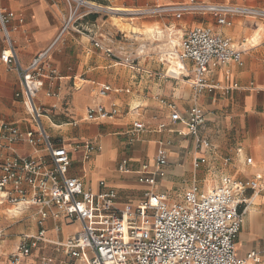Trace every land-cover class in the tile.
I'll return each instance as SVG.
<instances>
[{
	"label": "built area",
	"instance_id": "obj_1",
	"mask_svg": "<svg viewBox=\"0 0 264 264\" xmlns=\"http://www.w3.org/2000/svg\"><path fill=\"white\" fill-rule=\"evenodd\" d=\"M66 1L69 13L62 32L74 23V0ZM86 4L90 6L82 18L102 10L94 4ZM128 14L132 18L159 16L176 20L184 16H208L217 27L230 26L232 18L264 21L263 9L194 0L138 9ZM13 21L23 24L21 18L0 7V35L4 45L0 62L16 74L18 89L14 99L22 106L30 127L23 130L15 124H0V212L10 213L12 209L31 211L39 230L19 237L8 264H21L40 245L61 251L64 260L59 264H261L256 253H250L244 259H238L235 253L236 239L248 206L246 194L264 189V178L259 173L243 180L220 175L216 184L207 185L205 182L206 185L200 186L196 172L210 167L207 159L200 156L192 161L190 187L179 201L171 202L157 190L158 182L167 175L168 166L167 145L160 142L151 163H141L134 168L123 159L117 166V172L134 174L137 183L147 187L135 206H119L117 191L104 181H99L98 190L92 192L82 179L70 177L71 152L82 150V160L87 162L101 147L87 142L70 150L52 141L42 118L51 114L54 107L47 108L37 102L44 81L56 77V70L50 63L51 47L38 53L27 66H22L10 36ZM95 28L101 29L102 26ZM98 33L91 31L87 34L90 45L106 59L120 61L113 53L115 43L112 38L103 32ZM241 53V45L235 46L211 27L195 26L184 34L177 49L169 53V60L182 66L191 65L190 86L195 95L215 91L228 94L237 86L220 88L208 83L207 75L218 67L239 64ZM122 60L131 70L139 71L128 57ZM110 91V87L100 86L98 95ZM45 96L55 95L46 93ZM159 104L167 111V118L154 127L142 120L134 122L130 142L145 131H167L189 137L196 152L212 151L210 143L199 136L205 123V112L200 107L193 106L181 116L175 105L165 100H160ZM119 116L122 113L115 105L108 109L98 105L85 111L86 122L106 121ZM152 119L155 121L156 117ZM171 125L182 126L184 132L171 130ZM16 145L29 147L31 153L15 154ZM235 154L242 156L240 149ZM230 163L231 158L222 160L223 167ZM244 164L251 166L252 159L245 158ZM48 221L53 223L56 233L61 231V224L77 223L79 231L63 243H51L46 239ZM54 262L53 258H44L41 264Z\"/></svg>",
	"mask_w": 264,
	"mask_h": 264
},
{
	"label": "crops",
	"instance_id": "obj_2",
	"mask_svg": "<svg viewBox=\"0 0 264 264\" xmlns=\"http://www.w3.org/2000/svg\"><path fill=\"white\" fill-rule=\"evenodd\" d=\"M89 1L93 4L99 1L108 3L107 0ZM230 1L234 5L264 10V0ZM168 3L175 4L174 1ZM0 7L23 20L22 25L13 21L10 33L22 66H27L38 53L51 47L50 63L56 70V77L44 81L37 102L47 108L54 107L51 114L42 118V124L52 141L70 150L73 146L87 142L101 147L87 162L82 160V150L71 152L70 155L68 175L82 179L86 188L92 192L98 190L99 181H104L117 191L119 206L137 205L147 187L138 184L134 174L117 172V166L123 159L134 168L141 163H151L160 142L167 145V177L161 181V186L167 190L176 182L179 166L175 163L184 148H190L189 160L201 156L209 163L210 167L201 169L207 177L197 179L200 186L206 185L205 182L207 185L216 184L220 175L243 180L256 173L264 174V21L232 18L230 26L217 27L208 16H197L211 19L204 24L195 21L196 16H184L176 25L172 24V28H178L182 34L195 26L211 27L235 46L241 45L239 64L230 63L218 67L207 75L210 84L220 88L236 85L237 88L228 94L215 91L195 95L190 86V64L181 65L178 75L172 77L165 70L167 59L142 57L138 61L139 71L133 76L125 69L110 65L107 61L109 59L96 55L87 34L96 26L103 27L108 20H102L99 25L92 16L79 19L78 27L81 29L76 33L85 37L86 41L79 37L74 39V23L62 32L69 13L66 0H0ZM146 24L152 26L160 22ZM3 49L0 35V52ZM100 86H108L111 91L100 96ZM17 89L16 74L8 71L0 62V112L7 110L6 105L12 99L16 101L14 93ZM46 93L55 96L46 97ZM160 100L175 105L181 116H185L193 106L200 107L205 112V123L199 135L210 143L212 151L196 152L190 138L182 142L177 139L180 136L167 131H145L130 142L134 122L142 120L150 124L149 121H153L150 127H154V124L167 118V111L159 104ZM98 105L106 109L115 105L122 116L106 121L86 122V109ZM153 116L156 117L155 121ZM19 117V122L9 124H15L23 130L30 127L24 112ZM171 130L184 132L180 125H171ZM237 149L241 150V157L236 156ZM14 151L17 155L31 153V149L25 145H16ZM225 158H231L227 167L222 166ZM245 158L252 159L251 166L244 164ZM217 159L220 160L219 171L212 167V162ZM246 199L248 206L235 243L236 257L244 259L250 253H256L261 264H264V189L254 194L248 192ZM53 227L51 221L46 223L47 240L51 243H63L79 231L77 223L66 226L70 230L64 235H60L61 231L56 233ZM41 246L47 248L45 251L54 259V264L64 260L61 251L52 246Z\"/></svg>",
	"mask_w": 264,
	"mask_h": 264
},
{
	"label": "rangeland",
	"instance_id": "obj_3",
	"mask_svg": "<svg viewBox=\"0 0 264 264\" xmlns=\"http://www.w3.org/2000/svg\"><path fill=\"white\" fill-rule=\"evenodd\" d=\"M74 0V39L77 37L85 40V37L76 33L77 30L81 29L78 27L79 19H83L82 16L88 12V7L86 3H90L89 0ZM174 1L175 4L187 3L190 0H107L108 3H103L99 1V3L94 4L97 7L102 8L101 11L88 15L93 17V20H97L96 22L99 25L102 24V20H108L106 25L103 27L95 28L93 32H103V34H108L115 46L113 48V53L116 57L119 58L120 61L107 60L110 62V65L115 68L125 69L126 72H129L130 75H137V71L131 70L128 65L123 62V58L128 57L131 59L134 64L133 66H138V61L141 60L142 57L152 56V57H162L166 61L167 67L165 70L169 71L170 69H175L174 64L177 61L169 60V56L166 53H171L173 49H177V46L181 43L182 38L185 33L178 32V28L173 29L172 24L176 25L178 20L172 17H147V18H132L126 11L122 12H114L111 10L120 9L127 11H135L138 9H149L154 8L159 5L170 4L168 2ZM197 2L204 3H231L230 0H194ZM84 2V3H83ZM83 3V4H82ZM93 4V3H90ZM192 17V16H190ZM195 21L205 22L211 21L208 17H194ZM148 22H160V24L149 26L146 23ZM98 27V26H96ZM134 29V31H133ZM148 29L158 30L161 32V36L157 34L151 35L142 34L143 36H139L138 34L147 32ZM84 34V33H81ZM148 35V37L146 36ZM156 35V36H155ZM150 36V37H149ZM159 36V37H158ZM83 37V38H82ZM144 40V41H141ZM147 40V41H146ZM141 45H144V48H141ZM92 47V46H91ZM92 50L96 55L103 57V55L95 50L92 47ZM165 73V72H164ZM170 75V74H169ZM78 83V81L76 82ZM78 85V84H77ZM129 93V90L128 92ZM6 111L0 112V121L4 123H12L19 122L21 119V115H23V108L21 105L14 101L13 99L6 105ZM139 110V109H138ZM136 112V110L134 111ZM150 124H153V121H149ZM200 136V135H199ZM179 137V136H178ZM189 137H179L177 138L179 141H188ZM190 148H184L178 154L177 161L175 165L179 166L178 177L176 178V182H174V186L171 189H164L161 186V181L165 180L166 177L158 182L157 190L158 192L164 193L171 202L179 201L185 192L191 185L193 178V170H192V160H189ZM185 157H187L185 159ZM256 164L255 161L253 162ZM220 160L212 162V167L219 171ZM203 170H199L196 172V179L206 178L202 173ZM263 176L264 174L259 173ZM146 190V189H144ZM15 211V210H14ZM12 211L10 214H4L3 211L0 212V264H8V258L11 254L15 253L17 242L19 237L22 234H35L39 228L36 225L34 213L31 211L28 212H14ZM14 216V217H13ZM68 226V225H67ZM70 230L64 224H61V232L60 235L66 234V232ZM47 239V232H46ZM41 248L35 250L32 255L21 264H41L42 259H52L46 252L47 248L40 245ZM46 250V251H45Z\"/></svg>",
	"mask_w": 264,
	"mask_h": 264
},
{
	"label": "bare ground",
	"instance_id": "obj_4",
	"mask_svg": "<svg viewBox=\"0 0 264 264\" xmlns=\"http://www.w3.org/2000/svg\"><path fill=\"white\" fill-rule=\"evenodd\" d=\"M77 1V0H76ZM75 1V2H76ZM90 4V3H89ZM111 11H114V12H122V11H126V12H128V13H131L132 11H127V10H120V9H114V10H111ZM133 31H134V29H133ZM150 34L151 35V37L153 36V34L155 33V34H157V35H159V36H161V32L160 31H158V30H151V29H148L147 30V32L145 31V33H141V34H138L140 37L141 36H143L144 34ZM143 34V35H142ZM147 37H148V35H146ZM156 36V35H155ZM158 36V37H159ZM150 37V36H149ZM141 41H144V40H141ZM147 41V40H146ZM145 46L144 45H141V48H144ZM166 55L167 56H169L170 57V54L169 53H166ZM168 57V58H169ZM170 59V58H169ZM174 68H176V69H170L169 71H168V74H170V76H172V77H175V76H177L178 75V73H179V69H181L182 68V66H181V64L179 63V62H175V64H174ZM178 71V72H177ZM16 211V210H15ZM14 211V212H15ZM17 212V211H16ZM19 213V212H18Z\"/></svg>",
	"mask_w": 264,
	"mask_h": 264
}]
</instances>
